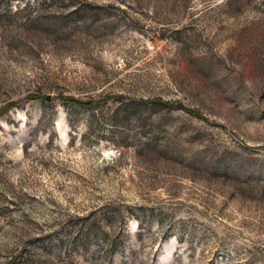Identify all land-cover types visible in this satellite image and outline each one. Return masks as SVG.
<instances>
[{
	"label": "rangeland",
	"instance_id": "obj_1",
	"mask_svg": "<svg viewBox=\"0 0 264 264\" xmlns=\"http://www.w3.org/2000/svg\"><path fill=\"white\" fill-rule=\"evenodd\" d=\"M0 264H264V0H0Z\"/></svg>",
	"mask_w": 264,
	"mask_h": 264
},
{
	"label": "trees",
	"instance_id": "obj_2",
	"mask_svg": "<svg viewBox=\"0 0 264 264\" xmlns=\"http://www.w3.org/2000/svg\"><path fill=\"white\" fill-rule=\"evenodd\" d=\"M75 102V101H74Z\"/></svg>",
	"mask_w": 264,
	"mask_h": 264
}]
</instances>
